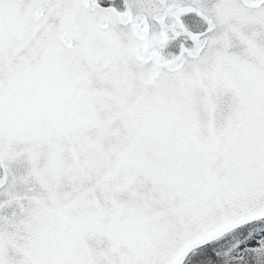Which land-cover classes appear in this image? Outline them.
<instances>
[{
    "label": "snow or ice",
    "instance_id": "obj_1",
    "mask_svg": "<svg viewBox=\"0 0 264 264\" xmlns=\"http://www.w3.org/2000/svg\"><path fill=\"white\" fill-rule=\"evenodd\" d=\"M0 264H264V0H0Z\"/></svg>",
    "mask_w": 264,
    "mask_h": 264
}]
</instances>
